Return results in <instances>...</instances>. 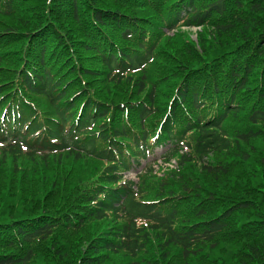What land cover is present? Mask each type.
<instances>
[{
    "label": "trees",
    "instance_id": "1",
    "mask_svg": "<svg viewBox=\"0 0 264 264\" xmlns=\"http://www.w3.org/2000/svg\"><path fill=\"white\" fill-rule=\"evenodd\" d=\"M0 264H264V0H0Z\"/></svg>",
    "mask_w": 264,
    "mask_h": 264
},
{
    "label": "rangeland",
    "instance_id": "2",
    "mask_svg": "<svg viewBox=\"0 0 264 264\" xmlns=\"http://www.w3.org/2000/svg\"><path fill=\"white\" fill-rule=\"evenodd\" d=\"M188 33H187V35L190 37V38H192L193 40H195L196 39V36H197V34L199 33V32H201V29L200 28H196V27H193V28H190V29H188L187 28V30H186ZM169 35H171V36H173L174 34H173V32H171V33H168ZM170 36V37H171ZM85 168V167H84ZM161 173H162V171H161ZM126 176V178H130V179H134L135 178V175H133V174H126L125 175Z\"/></svg>",
    "mask_w": 264,
    "mask_h": 264
}]
</instances>
